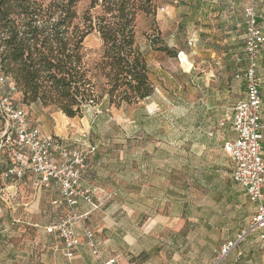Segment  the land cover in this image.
<instances>
[{
  "label": "rangeland",
  "instance_id": "1",
  "mask_svg": "<svg viewBox=\"0 0 264 264\" xmlns=\"http://www.w3.org/2000/svg\"><path fill=\"white\" fill-rule=\"evenodd\" d=\"M153 1L155 16L140 15L136 20V44L146 60L153 89L150 98L104 111L86 108L82 118H71L72 126H67L65 116L54 108L25 106L16 91L12 98L26 110L32 125L50 128L59 124L75 135L90 134L96 153L106 154V240L109 234L113 236L114 228L132 224L140 234L139 251L158 244L166 248L168 241H174L177 247L192 251L203 248L206 254L217 256L218 241H230L246 231L255 210L244 190L233 183L231 175H225L231 174V164L222 148L231 134L233 104L244 93L243 80L234 78L243 74L247 65L243 12L246 7L254 8L264 34V0H225V6L233 3L236 11L232 34L216 37L211 45L196 43L193 48L186 42L188 29L195 26L192 20L188 25L175 22L172 27L167 12L171 8L197 10L204 2ZM89 2L79 0V19ZM97 12L93 10L92 15ZM101 46L95 32L84 39L82 53L87 68L99 60ZM179 52L193 65L189 73V62L181 57L180 63ZM257 73L263 82L264 105V51L257 59ZM2 132L0 119V138ZM8 162V156L0 154V174ZM5 185L0 177V264L73 263L61 255L46 254L62 249L61 241L45 232L52 223L48 221L54 214L52 206L39 202L31 207L25 199L14 204L10 202L14 196ZM30 193L24 190L23 197ZM130 210L138 217L136 223L129 220L134 215ZM82 225L92 231L96 227L89 226L87 220ZM178 231L180 235L172 240L170 232ZM114 240L115 246L110 241L106 247L118 248Z\"/></svg>",
  "mask_w": 264,
  "mask_h": 264
},
{
  "label": "trees",
  "instance_id": "2",
  "mask_svg": "<svg viewBox=\"0 0 264 264\" xmlns=\"http://www.w3.org/2000/svg\"><path fill=\"white\" fill-rule=\"evenodd\" d=\"M78 3L0 0V71L11 79L21 103L51 107L71 119L82 118L89 107L104 111L145 101L153 89L136 44V20L155 16L154 1L90 0L81 19ZM92 32L102 46L89 69L82 49Z\"/></svg>",
  "mask_w": 264,
  "mask_h": 264
},
{
  "label": "built area",
  "instance_id": "3",
  "mask_svg": "<svg viewBox=\"0 0 264 264\" xmlns=\"http://www.w3.org/2000/svg\"><path fill=\"white\" fill-rule=\"evenodd\" d=\"M243 28L247 65L243 74L235 78L243 80L244 96L232 108L229 123L233 137L224 141L222 150L230 161L233 183L244 190L255 210L249 228L220 248L216 264H223L224 258L244 242L249 233L256 232L264 240L263 82L257 73V59L264 51V34L252 6L244 9ZM196 43L193 37L187 41L191 48ZM182 56L183 52H179L180 61ZM15 91L11 79L0 71V119L3 123L0 154L5 153L9 159L1 171V180L10 182L11 188L16 189L15 193L18 183L28 175L35 194L55 186L59 200H54L52 204H63L66 213L45 228L46 234L61 241L63 257L70 260L81 245L76 232L80 228L84 246L93 258L100 259L101 242L89 228L82 225L98 207L92 191L83 186L87 161L96 153L97 146L89 143V136L85 133L68 143L32 126L26 110L12 98ZM81 205L87 206V209L77 213L76 209ZM101 264H117V258H109Z\"/></svg>",
  "mask_w": 264,
  "mask_h": 264
},
{
  "label": "crops",
  "instance_id": "4",
  "mask_svg": "<svg viewBox=\"0 0 264 264\" xmlns=\"http://www.w3.org/2000/svg\"><path fill=\"white\" fill-rule=\"evenodd\" d=\"M202 1L204 2V7L201 6L200 9L196 10L195 8H191L184 12H180L176 8H171V10L167 12V15L172 20L170 21L172 27L173 23L175 22L188 25L192 20V23H194L195 26L192 25L191 28L188 29L186 42L193 37L197 40V44L211 45V42L215 41L214 39H216V37L220 36V39H223L224 35L232 34L234 30L233 22L236 21V11L233 8V3H231V1H229V3H231L230 7L225 6V0ZM210 17H213L214 20L212 21ZM156 19L157 21H159V14H157ZM226 39L228 41H233V38L226 37ZM208 41L210 42L208 43ZM231 45H234V43H231ZM182 57H185V59L189 62L190 66L186 70V72L189 73L192 70L193 65L190 63L186 55ZM236 75L242 74L237 73L235 74V76ZM15 94L17 96H20L18 92H16ZM41 110L44 111V109ZM262 112L264 113V105H262ZM64 119H66L65 123H67V126L69 124L72 126V121L70 118L64 117ZM32 126L39 128L46 135L58 138L68 143H70L74 137L78 136V134L75 135L76 132L66 129L64 128V126H60L59 124H56L55 126H52L50 128H46L44 125L42 127L40 125ZM88 131L89 130H87V132ZM232 137L233 134L231 133L227 138ZM88 139L89 143L96 145L91 140L90 134ZM225 175L230 176L231 174L225 173ZM83 179V186L92 191L93 200L98 206L97 209L92 211L87 218V224L89 226L96 225L95 229L93 231L91 229V231L94 233L95 238L98 239L102 244L101 255L100 259H95L91 256L88 249L84 246V240L80 228H77L76 232L81 245L75 252L72 258L73 263L71 264H101L102 261L112 257L117 258V264H216V254L208 255L203 248L192 251L186 246L177 247L174 244V241H168L166 244V248H163L158 244L157 246H152L149 249L139 251L137 248V244L140 234L137 232V229L132 226V224L121 228L119 227L118 229L114 228L113 236L109 234L106 240V154L95 153L91 158L88 159L86 169L83 173ZM31 181L32 180L30 176H26L21 182L18 183L16 193V189L14 191L11 188V183L5 181V190L11 193V195L12 193L14 194V197L10 202L17 204L20 199H25V204L30 205L31 207H37L39 205V202H48L54 210V214L49 216V222H54L55 220L59 219L61 217V212L66 213V208L63 204H59L57 206L52 204L54 200H59V192L55 186H51L49 189L43 190L40 194H35L31 186ZM24 190H28L29 192H31L30 195L26 194L25 197H23ZM86 209L87 206L81 205L76 209V212L81 213ZM129 212H131V214H134L133 216H130L131 218L129 220L131 221V223H136L138 217L136 216L135 211L130 210ZM167 220H170V218L167 217ZM89 223H91V225ZM180 233L181 232L179 231L177 234L170 232L172 240L176 239L180 235ZM48 236L51 237V235ZM114 239L118 241V248L112 247L115 246ZM228 239H220L217 243V250L214 252L218 253L220 248L226 242H228ZM233 239L235 238H232V240ZM110 241L112 246L110 245V247H106V242ZM54 249L52 250L53 252L49 251L46 254L50 256L61 255L63 257L62 249ZM238 253H240V255H238ZM223 264H264V240L260 239L259 234L256 232L249 233L245 241L238 244L224 258Z\"/></svg>",
  "mask_w": 264,
  "mask_h": 264
}]
</instances>
